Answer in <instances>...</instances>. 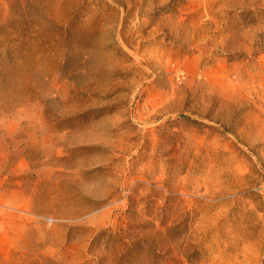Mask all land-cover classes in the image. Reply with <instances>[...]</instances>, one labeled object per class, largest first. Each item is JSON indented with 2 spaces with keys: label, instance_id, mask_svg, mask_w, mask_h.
<instances>
[{
  "label": "rangeland",
  "instance_id": "1",
  "mask_svg": "<svg viewBox=\"0 0 264 264\" xmlns=\"http://www.w3.org/2000/svg\"><path fill=\"white\" fill-rule=\"evenodd\" d=\"M0 264H264V0H0Z\"/></svg>",
  "mask_w": 264,
  "mask_h": 264
}]
</instances>
